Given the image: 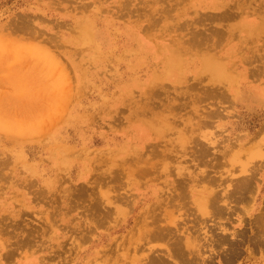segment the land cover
<instances>
[{"label": "rangeland", "instance_id": "obj_1", "mask_svg": "<svg viewBox=\"0 0 264 264\" xmlns=\"http://www.w3.org/2000/svg\"><path fill=\"white\" fill-rule=\"evenodd\" d=\"M205 2L0 0V264H264V170L225 197L264 135L227 86L264 87V0ZM207 191L227 218L202 216Z\"/></svg>", "mask_w": 264, "mask_h": 264}, {"label": "bare ground", "instance_id": "obj_2", "mask_svg": "<svg viewBox=\"0 0 264 264\" xmlns=\"http://www.w3.org/2000/svg\"><path fill=\"white\" fill-rule=\"evenodd\" d=\"M220 6V5H219ZM248 19V18H247ZM246 18L244 19V22L245 20L248 21L250 24L249 25V28L250 29H254L256 27V25H252V19H248L247 20ZM247 23V22H246ZM214 62L215 64H218L219 65V70L218 72L215 71L216 73V76L217 77H223L225 74H227V72H223V69L224 67H227L225 66L226 64L222 63L219 61L218 57H212V56H207L206 58V62ZM208 63V64H209ZM208 66V65H207ZM210 66V65H209ZM218 68V67H217ZM234 80V79H233ZM221 82V81H219ZM244 81H241L240 84H243ZM224 85H227L225 83H223ZM251 85H248L246 89V92H245V96H240L242 95L241 92L239 94V91L238 90H235V87L233 85H227L228 86V90L230 91V93L234 94L235 95V91L236 93H238L239 96H236L237 99L236 100H245L247 101V105L249 107H252L254 105H259L261 107H264V87L263 86H260V85H257V84H254V83H249ZM233 86V87H232ZM256 89H259L261 92H258ZM225 93V94H224ZM227 93L229 94V92H222V94L227 95ZM208 94V93H207ZM220 97V96H219ZM225 97V96H224ZM229 97V96H228ZM227 97V98H228ZM210 112V110H209ZM208 113V112H207ZM218 114V113H217ZM212 115V114H211ZM209 116V115H208ZM219 116V115H217ZM208 119V118H207ZM135 128V133H134V139H135V142L138 146V153H137V167H138V170H137V176L138 177H143V176H147V174L150 172V170H148V168H144L142 167V163L144 162L143 161V151H144V147L147 143H149L151 140H153V135L150 131V129L147 127V126H144V125H137ZM264 128V126H263ZM261 132L253 135V134H250V137H251V140H255L256 141V144L253 145V146H250L248 147V149L246 150L247 151V156H248V160L246 163H244L242 160H241V155H233L234 158H237L238 157V160H234V161H231L233 164L232 166L235 167V164L238 162L240 164V167H241V178L238 179V183H237V187L235 189H233L232 192H230L229 195H226L225 197H228V199H233L232 201H245L247 199V194L249 195L251 192H254L257 188L258 190L260 189V184H257L256 183V180H257V174H259V172L261 170H264V135L261 137V135H259ZM260 137V138H259ZM254 143V142H253ZM206 148V147H204ZM201 151V150H199ZM203 153V150L201 151ZM199 152V153H201ZM208 152V151H207ZM205 153L204 154H208V153ZM198 154V153H197ZM201 157V156H200ZM255 158H260V163L259 162H255ZM220 163V162H219ZM251 164H254L253 167H249ZM161 165V164H160ZM256 185V186H255ZM192 186V185H191ZM205 194H200L202 196L199 195V197L197 198L196 202H197V206L199 207V211L202 213V216H207V215H211L213 212V216L215 217H218L219 219H223V218H227V214H228V209L230 208H227L226 206H223L221 205V202L224 201V196L220 195L218 192H204ZM195 198V197H194ZM185 201V200H184ZM179 207V206H178ZM210 208L213 209V212L211 213L210 211ZM166 215V214H165ZM169 215V214H168ZM167 216V215H166ZM160 217V216H159ZM169 217V216H168ZM166 218V217H165ZM171 218V217H170ZM264 218V217H263ZM158 220V219H157ZM264 220V219H262ZM200 221V220H199ZM264 222V221H263ZM154 224V223H153ZM160 226V225H159ZM154 226V227H158V229L160 228L161 229V226ZM263 227V226H262ZM165 228V227H164ZM95 229V228H94ZM157 229V228H155ZM163 229V227H162ZM168 229V228H167ZM178 229V228H177ZM264 229V228H262ZM170 231H172V229L169 228ZM158 231V230H157ZM160 231V230H159ZM154 232V230H153ZM156 232V231H155ZM154 232V233H155ZM165 232V231H163ZM151 233V232H150ZM166 233V232H165ZM165 233H163L165 235ZM168 233V232H167ZM170 233V232H169ZM157 234V233H156ZM260 235H263V232L262 234L259 233ZM258 234V235H259ZM139 235V234H138ZM149 235V234H147ZM155 235V234H154ZM168 236V234H166ZM173 235V233H172ZM217 235V234H216ZM215 235V236H216ZM162 236V234H160V237ZM180 236V235H179ZM155 237H158L155 235ZM171 237H174V236H171ZM177 237V236H176ZM175 237V238H176ZM221 237V236H220ZM221 242L224 243H229L228 242V239L226 237H222L220 240H222ZM151 240V239H150ZM182 238L178 239L177 241H181ZM219 241V239H218ZM190 239L188 238L187 241H186V246L189 247L191 244H190ZM220 243V242H219ZM230 243H233V242H230ZM178 245V243H177ZM221 245V244H220ZM225 245V244H224ZM183 247H185L183 245ZM232 247V246H231ZM236 247V246H235ZM184 249V248H183ZM229 249V248H228ZM186 248L184 249V252H185ZM175 251H177V255H181V249L180 247L178 246H175ZM230 251V250H229ZM232 251H234L232 249ZM187 252V250H186ZM189 252V251H188ZM231 252V251H230ZM173 254V253H172ZM183 254V253H182ZM188 256V255H187ZM179 257V256H178ZM177 257V258H178ZM182 257V256H181ZM7 258V257H6ZM162 258V257H161ZM174 258H176L174 256ZM180 258V257H179ZM178 258V259H179ZM184 259V258H183ZM182 260V259H181ZM28 261V260H27ZM28 263V262H27ZM153 264H161L159 262L157 263H153ZM162 264H166L164 262H162Z\"/></svg>", "mask_w": 264, "mask_h": 264}, {"label": "crops", "instance_id": "obj_3", "mask_svg": "<svg viewBox=\"0 0 264 264\" xmlns=\"http://www.w3.org/2000/svg\"><path fill=\"white\" fill-rule=\"evenodd\" d=\"M231 4V0H209V2L204 3L202 8L209 12H219L220 10L230 9Z\"/></svg>", "mask_w": 264, "mask_h": 264}]
</instances>
